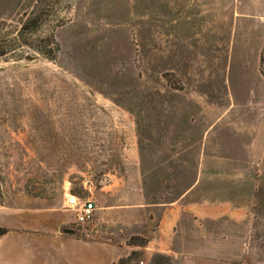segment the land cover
Instances as JSON below:
<instances>
[{
  "label": "rangeland",
  "instance_id": "1",
  "mask_svg": "<svg viewBox=\"0 0 264 264\" xmlns=\"http://www.w3.org/2000/svg\"><path fill=\"white\" fill-rule=\"evenodd\" d=\"M238 1L0 0V264H33L36 236L91 240L97 210L79 226L70 199L130 204L144 183L170 203L207 160L254 181L231 257L264 264V51L253 64Z\"/></svg>",
  "mask_w": 264,
  "mask_h": 264
},
{
  "label": "crops",
  "instance_id": "2",
  "mask_svg": "<svg viewBox=\"0 0 264 264\" xmlns=\"http://www.w3.org/2000/svg\"><path fill=\"white\" fill-rule=\"evenodd\" d=\"M249 7L257 9L243 11ZM233 14L237 31L253 26L251 59L253 64L263 62L264 0H240ZM246 19L255 23L248 24ZM243 138L252 140L251 136ZM206 162L192 186L173 202H150L144 183L143 189L126 193L134 201L130 204H119L116 194L110 195V204L97 209L88 231L91 240L36 236L33 264H117L135 250L165 254L174 264H237L231 256L236 257V244L250 235L255 183L247 176L240 181L231 178L238 169ZM132 237L146 239L147 247H130Z\"/></svg>",
  "mask_w": 264,
  "mask_h": 264
},
{
  "label": "trees",
  "instance_id": "3",
  "mask_svg": "<svg viewBox=\"0 0 264 264\" xmlns=\"http://www.w3.org/2000/svg\"><path fill=\"white\" fill-rule=\"evenodd\" d=\"M47 15L48 14L43 12L41 15H38L34 19L26 22L25 25L23 26V31L29 32L33 29L38 28L39 25H41L42 23L43 17ZM55 50L56 49L47 52L49 58L51 59L54 58L55 54L53 51ZM147 244L148 241L141 237H132L131 240L129 241V245L135 247H146ZM142 255H143L142 253L133 252L129 257L120 259L117 264H133V262L139 260V258L142 257ZM149 264H173V262L169 257L165 255L156 254Z\"/></svg>",
  "mask_w": 264,
  "mask_h": 264
},
{
  "label": "built area",
  "instance_id": "4",
  "mask_svg": "<svg viewBox=\"0 0 264 264\" xmlns=\"http://www.w3.org/2000/svg\"><path fill=\"white\" fill-rule=\"evenodd\" d=\"M78 203L80 202L76 198H74V200L70 199L68 207L77 212V224L79 226H84L93 221L97 208L91 202H81V207L79 208Z\"/></svg>",
  "mask_w": 264,
  "mask_h": 264
}]
</instances>
